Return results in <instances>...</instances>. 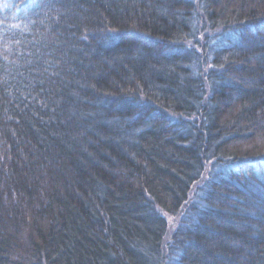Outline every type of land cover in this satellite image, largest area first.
I'll list each match as a JSON object with an SVG mask.
<instances>
[{"label": "trees", "instance_id": "trees-1", "mask_svg": "<svg viewBox=\"0 0 264 264\" xmlns=\"http://www.w3.org/2000/svg\"><path fill=\"white\" fill-rule=\"evenodd\" d=\"M0 264H264V0H0Z\"/></svg>", "mask_w": 264, "mask_h": 264}]
</instances>
